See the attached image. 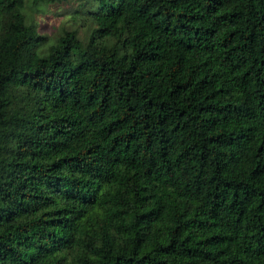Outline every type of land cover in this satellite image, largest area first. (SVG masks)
Instances as JSON below:
<instances>
[{"label": "trees", "instance_id": "16d2710c", "mask_svg": "<svg viewBox=\"0 0 264 264\" xmlns=\"http://www.w3.org/2000/svg\"><path fill=\"white\" fill-rule=\"evenodd\" d=\"M53 1L0 0V264H264V0Z\"/></svg>", "mask_w": 264, "mask_h": 264}, {"label": "rangeland", "instance_id": "374dc122", "mask_svg": "<svg viewBox=\"0 0 264 264\" xmlns=\"http://www.w3.org/2000/svg\"><path fill=\"white\" fill-rule=\"evenodd\" d=\"M107 1L113 0H56L44 2L38 7L27 4L25 14L46 39L44 49H47L72 32L87 41L96 28L94 15L103 10ZM24 103L23 100L17 102L19 106Z\"/></svg>", "mask_w": 264, "mask_h": 264}]
</instances>
